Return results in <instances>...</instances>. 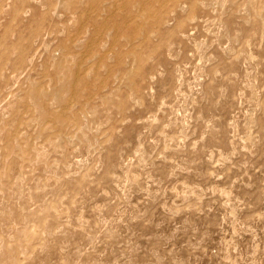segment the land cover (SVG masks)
<instances>
[{
  "label": "rangeland",
  "instance_id": "374dc122",
  "mask_svg": "<svg viewBox=\"0 0 264 264\" xmlns=\"http://www.w3.org/2000/svg\"><path fill=\"white\" fill-rule=\"evenodd\" d=\"M76 1L0 0V264H264V0Z\"/></svg>",
  "mask_w": 264,
  "mask_h": 264
},
{
  "label": "bare ground",
  "instance_id": "6f19581e",
  "mask_svg": "<svg viewBox=\"0 0 264 264\" xmlns=\"http://www.w3.org/2000/svg\"><path fill=\"white\" fill-rule=\"evenodd\" d=\"M65 1V0H64ZM74 1V0H73ZM76 1V0H75ZM77 1H79V0H77ZM76 1V2H77ZM114 1V0H113ZM122 1V0H121ZM121 1H120V3H121ZM130 1V0H129ZM139 1H140V4H139ZM137 3L140 5V7H141V10L145 13V10L147 9L146 8V2L144 1V0H139ZM72 2V1H71ZM124 2V1H123ZM59 3V2H58ZM65 3V2H64ZM110 3H112V2H110ZM110 3H108V4H110ZM115 3H117L116 1H115ZM128 3V2H127ZM65 4H69V2L68 3H65ZM108 4H106V5H108ZM126 4V3H125ZM136 4V3H135ZM183 4V3H182ZM75 5V4H74ZM85 5V4H84ZM93 5V4H92ZM105 5V6H106ZM122 5V4H121ZM179 5V4H178ZM69 6H70V4H69ZM73 6V5H72ZM76 6V5H75ZM75 6H73V7H75ZM104 6V5H103ZM110 7H111V5H109ZM117 6V5H116ZM63 7V6H62ZM109 7V8H110ZM118 7V6H117ZM69 8V7H68ZM79 8V7H78ZM89 8V7H88ZM105 8V7H104ZM66 9V8H65ZM74 9V8H73ZM112 9V8H111ZM137 9H139V6L137 7ZM136 9V10H137ZM67 10V9H66ZM69 10H70V8H69ZM104 10V9H103ZM106 10V9H105ZM107 10H108V8H107ZM102 11V10H101ZM114 11V10H113ZM113 11H112V13H113ZM140 11V10H139ZM141 11V12H142ZM99 12V11H98ZM132 12V11H131ZM135 12H137V11H135ZM74 13L75 14H77L75 11H74ZM134 13V12H133ZM140 13V12H139ZM72 14V13H71ZM79 14V13H78ZM88 14V13H87ZM91 14H92V12H91ZM110 14V13H109ZM131 14V13H130ZM129 14V15H130ZM136 14V13H135ZM173 14V13H172ZM80 15V14H79ZM90 15V14H89ZM94 15H96V14H94ZM105 15V13L103 14V16ZM132 15V14H131ZM261 15V14H260ZM84 16V15H83ZM100 16V15H99ZM107 16H109V15H107ZM79 16H77V18H78ZM86 17H88V16H86ZM100 17H102V16H100ZM143 17V16H142ZM84 18H85V16H84ZM92 18V17H91ZM96 18H98L97 16H96ZM139 18V17H138ZM168 18V17H167ZM79 19V18H78ZM86 19V18H85ZM102 20H103V17L101 18ZM147 19H149V18H147ZM159 19V17H156V16H154V18H153V20H158ZM83 20V19H82ZM96 20V19H95ZM85 21V20H84ZM105 21V20H104ZM1 22V21H0ZM98 22V21H97ZM97 22H95L94 24H96ZM99 23V22H98ZM146 23H147V20H146ZM89 24V23H88ZM86 25H87V23H86ZM90 25H92V24H90ZM100 25H101V22H100ZM97 26V25H96ZM87 27H90V26H87ZM101 27V26H100ZM99 29V28H98ZM107 34V33H106ZM142 34V33H141ZM97 35V34H96ZM15 36H16V34H15ZM125 36V35H124ZM142 36V35H141ZM96 37V36H95ZM39 38V37H38ZM127 39V38H126ZM95 40V39H94ZM27 45V44H26ZM63 50V49H62ZM16 51V50H15ZM19 51V50H18ZM111 51V50H110ZM31 52V51H30ZM133 52V51H132ZM71 53V52H70ZM110 53V52H109ZM64 54V53H63ZM67 54H69V53H67ZM65 55V54H64ZM30 57V56H29ZM112 57V56H111ZM135 58H136V55H135ZM137 59V58H136ZM61 61V60H60ZM65 65V64H64ZM79 67V66H78ZM118 69V68H117ZM132 70V69H131ZM58 71V70H57ZM63 71V70H62ZM74 72V71H73ZM83 72V71H82ZM67 73V72H66ZM70 73V72H69ZM126 74V73H125ZM125 76V75H124ZM64 79V78H63ZM130 79V78H129ZM66 80V79H65ZM75 80V79H74ZM121 81H123V80H121ZM126 81V80H125ZM124 82V81H123ZM125 85V84H124ZM34 87V86H33ZM74 88V87H73ZM48 90V89H47ZM60 90V89H59ZM59 90H57V91H59ZM62 92V91H61ZM110 93V92H109ZM44 94V91H43V88L42 89H39V88H37L36 89V91L32 94V98H34V100H35V102L36 103H40V105H41V107L40 108H42L41 110H42V112H46V110H47V106L45 107L46 108V110H44V106H42V105H44L43 104V101H42V99H44V98H40V96H44L43 95ZM102 95V94H101ZM110 98V97H109ZM45 100L46 99H44V103H45ZM46 104V103H45ZM89 105V104H88ZM109 105V104H108ZM119 105V104H118ZM94 106V105H93ZM89 107H90V105H89ZM95 107H96V105H95ZM94 107V108H95ZM93 108V109H94ZM110 108V107H109ZM116 108H118V107H116ZM96 109V108H95ZM97 110V109H96ZM38 111H40V110H38ZM48 111V110H47ZM82 111V110H81ZM95 111V110H94ZM96 112V111H95ZM46 113H48V112H46ZM60 113V112H59ZM77 113V112H76ZM103 113V112H102ZM40 114V113H39ZM107 114V113H106ZM93 115V114H92ZM46 116V115H45ZM63 118V116H62V114L61 115H59V116H57V118ZM78 117V116H77ZM44 118H47V117H44ZM55 118V117H54ZM65 120H66V118H64ZM108 119V118H107ZM106 119V120H107ZM44 120V119H43ZM59 120V119H58ZM59 123V122H58ZM76 125V124H75ZM77 131V130H76ZM61 136H62V134H61ZM69 137V136H68ZM50 138V137H49ZM71 138V137H70ZM53 139V138H52ZM56 141V140H55ZM53 142V141H52ZM59 142V141H58ZM15 143H17V142H15ZM55 143V142H54ZM53 143V144H54ZM52 144V145H53ZM62 145V144H61ZM55 146H56V144H55ZM15 147V146H14ZM13 149V148H12ZM18 152V151H17ZM41 154V153H40ZM41 160V159H40ZM42 161V160H41ZM46 187V186H45ZM37 188V187H36ZM55 192V191H54ZM39 195V194H38ZM28 234V233H27ZM1 252V251H0ZM13 252V251H12ZM7 258H8V256H7ZM7 263V262H6Z\"/></svg>",
  "mask_w": 264,
  "mask_h": 264
}]
</instances>
